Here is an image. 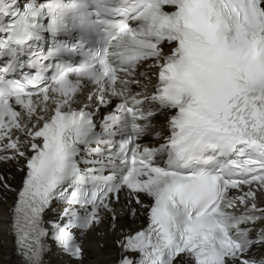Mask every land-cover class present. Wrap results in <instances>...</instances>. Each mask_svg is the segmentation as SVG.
I'll return each mask as SVG.
<instances>
[{"label":"snow or ice","instance_id":"1","mask_svg":"<svg viewBox=\"0 0 264 264\" xmlns=\"http://www.w3.org/2000/svg\"><path fill=\"white\" fill-rule=\"evenodd\" d=\"M9 163L23 264H264V0H0Z\"/></svg>","mask_w":264,"mask_h":264},{"label":"bare ground","instance_id":"2","mask_svg":"<svg viewBox=\"0 0 264 264\" xmlns=\"http://www.w3.org/2000/svg\"><path fill=\"white\" fill-rule=\"evenodd\" d=\"M3 207L0 206V212ZM3 219V216H0ZM89 256L84 261V264H114L117 258L118 249L110 244L100 248L99 242L93 237L87 245ZM12 261V246L11 242L6 237L5 225L0 224V264H11Z\"/></svg>","mask_w":264,"mask_h":264}]
</instances>
